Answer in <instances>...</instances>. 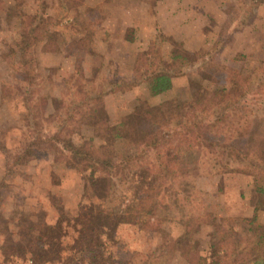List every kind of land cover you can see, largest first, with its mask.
<instances>
[{"label": "rangeland", "instance_id": "374dc122", "mask_svg": "<svg viewBox=\"0 0 264 264\" xmlns=\"http://www.w3.org/2000/svg\"><path fill=\"white\" fill-rule=\"evenodd\" d=\"M30 15L38 17L37 33L29 39L26 53L15 54L13 48ZM80 38L85 43L71 45ZM145 51L149 61L157 63L168 61L175 52L185 56L171 89L150 93L142 75ZM263 64L264 0H0V144L5 148L0 149V183L5 184L0 264H63L55 256L66 257L77 248L80 211L98 200L83 197L84 179L68 165L64 148L69 140L75 145L100 144L97 118L89 112L92 105H76L83 90L97 88L110 123L169 99L181 109L197 102L206 104L202 116L210 122L205 129L213 136V111L221 108L227 115L215 125L219 134L232 133L235 127L228 125L234 121L238 126L241 120L240 124L247 123L243 130L247 142L264 147V95L254 97L258 89L242 86ZM134 79L140 81L133 88L110 92L114 87L110 80L118 84ZM256 106L258 111L251 114L250 108ZM27 143L31 151L24 153ZM117 148L127 152L135 144L121 140ZM148 155L152 162V152ZM214 169L213 159L206 158L186 170L183 178L166 180L169 190L162 200L152 196L157 208L146 204L151 207L143 223L134 218L116 228L109 241L114 257L129 264H197L182 254V246L171 244L185 231L180 221L184 214L213 221L212 227L203 224L189 239L208 261L207 232L224 226L229 218L243 233L245 218L255 207H264L254 191L253 176ZM121 204L122 209L136 206L128 197ZM44 225L56 226L51 234L57 242L39 245L35 258L27 252H8L7 240L15 238L20 227L34 231ZM102 238L106 240V233Z\"/></svg>", "mask_w": 264, "mask_h": 264}, {"label": "trees", "instance_id": "16d2710c", "mask_svg": "<svg viewBox=\"0 0 264 264\" xmlns=\"http://www.w3.org/2000/svg\"><path fill=\"white\" fill-rule=\"evenodd\" d=\"M37 18L36 15L29 16L26 28L13 48L15 54L23 55L27 52L29 39L37 33L35 25ZM81 40L82 38L77 42L74 39L71 45L79 46ZM145 54L142 59L146 62L143 65L144 74L142 75L147 81L150 93L157 95L171 89L173 78L177 75L185 56L179 51L173 53L168 61L157 63L149 61L146 51ZM150 64L155 67L150 68ZM255 75L248 82H242V86L244 85V89L249 91L252 88L258 89L252 95H261L260 99H262L264 64L256 69ZM139 81L140 79L123 80L116 84L114 80H110V83L114 84L110 92L117 89H131ZM103 89L102 87V91ZM197 93L202 92L198 90ZM215 93L219 92L215 91ZM99 97L97 88L83 90L82 97L76 105L78 107L92 105L89 112L97 118L99 124L97 135L100 144L75 145L69 140L64 147L69 155L66 158L68 165L84 179L83 197L86 199L96 197L98 200L84 205L80 211L81 231L76 241L77 248L66 257L57 254L55 260L62 259L63 264H129L130 262L115 258L109 250V241L116 232V228L134 218H139L143 223L151 207L146 204H152V210L157 208V202H153L152 196H158L162 200L165 190H169L166 180L175 179L176 176L183 178L186 170L193 169L206 158L213 159L215 173L230 170L252 175L254 191L264 202V147L255 148L247 142L243 136L247 123L240 124L241 120H238L239 125L235 126L236 122L233 121L228 125V127H235L232 133L219 134L220 127L217 130L215 125L220 123L227 114L223 113L224 109L218 108L213 111V136H211L205 129L210 122H205L206 116H202L206 104L198 105L196 102L186 109H181L172 99L160 105L133 110L110 123L105 108L103 105L100 106ZM94 102L95 104H92ZM231 105L234 108L235 105ZM259 107L250 108L251 114L253 111H258ZM227 109L230 110L229 107ZM241 117L246 120L247 116L242 114ZM50 139L46 138L44 141ZM121 140L135 144V149L119 152L117 143ZM182 143H185V148H181ZM0 149H5L3 144H0ZM30 151L27 143L23 152ZM149 152H152V162L147 161ZM4 185V182L0 183V201L1 188ZM118 190L125 194L121 196ZM125 197H128L136 206L127 204L126 208L122 209L121 203ZM187 204H191V201ZM134 207L138 210L137 213L130 210ZM259 212L264 215V207H255L252 216L245 218L246 227L241 234L235 230V225L229 218L223 221L226 222L224 226H215L214 230L207 232L208 238L210 237L207 244L210 248L209 261L198 252L195 244L189 241L192 232H198L203 224L213 226V221H204L206 218L204 216H196L193 213L184 214L180 221L185 225V231L180 239L174 240L171 244L182 246V254L197 264H246L247 261L250 264H264V222H261ZM110 223H113V227ZM56 226L44 225L40 228L32 226L31 229L35 228L34 231H29L27 228L23 230L20 227L16 237H10L7 240L8 252L10 254L27 252L35 258L40 250L39 245L45 242H57V237L51 234V230L56 231ZM106 226L108 232L104 231ZM104 233H106V240L102 238ZM44 236H47L49 241L43 238ZM48 247L52 248V244ZM249 253L251 256H248Z\"/></svg>", "mask_w": 264, "mask_h": 264}]
</instances>
